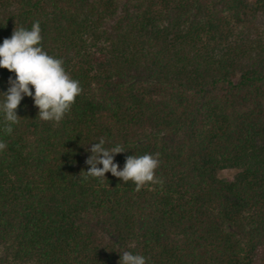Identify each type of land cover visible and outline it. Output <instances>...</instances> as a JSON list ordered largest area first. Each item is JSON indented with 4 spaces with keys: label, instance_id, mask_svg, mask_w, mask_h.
Instances as JSON below:
<instances>
[{
    "label": "trees",
    "instance_id": "trees-1",
    "mask_svg": "<svg viewBox=\"0 0 264 264\" xmlns=\"http://www.w3.org/2000/svg\"><path fill=\"white\" fill-rule=\"evenodd\" d=\"M37 20L41 47L83 91L59 123L29 96L11 134L0 114V264H118L124 251L147 264H253L264 0H0V43ZM10 77L0 68V94ZM102 137L125 148L120 169L158 152L163 185L83 179ZM225 168L236 173L220 178Z\"/></svg>",
    "mask_w": 264,
    "mask_h": 264
},
{
    "label": "clouds",
    "instance_id": "clouds-1",
    "mask_svg": "<svg viewBox=\"0 0 264 264\" xmlns=\"http://www.w3.org/2000/svg\"><path fill=\"white\" fill-rule=\"evenodd\" d=\"M42 39L40 21L37 20L30 29L23 26L14 28L11 37L0 43V68L15 73V79L9 78L10 87L0 94L3 97L0 100V114L4 116L6 134H11L12 125L19 123L21 117L16 110L25 96L32 97L42 121L59 123L83 91L80 81L73 79L66 71L63 59L43 50ZM105 144L106 140L102 137L88 149L91 155L85 164L89 168L83 170V179L91 177L103 182L106 180L105 174L111 173L123 183L133 182L136 191L146 185H163V180L156 175L161 163L158 152L127 156L120 169L114 157L125 152V148L121 144L113 147H105ZM6 148L7 144L0 141V151ZM118 264H147V258L124 251Z\"/></svg>",
    "mask_w": 264,
    "mask_h": 264
},
{
    "label": "rangeland",
    "instance_id": "rangeland-1",
    "mask_svg": "<svg viewBox=\"0 0 264 264\" xmlns=\"http://www.w3.org/2000/svg\"><path fill=\"white\" fill-rule=\"evenodd\" d=\"M236 173V169H221L217 172V175L220 178H231ZM253 264H264V247H259L255 254L253 259Z\"/></svg>",
    "mask_w": 264,
    "mask_h": 264
}]
</instances>
